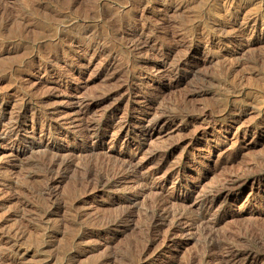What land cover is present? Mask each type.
<instances>
[{
	"label": "rangeland",
	"instance_id": "1",
	"mask_svg": "<svg viewBox=\"0 0 264 264\" xmlns=\"http://www.w3.org/2000/svg\"><path fill=\"white\" fill-rule=\"evenodd\" d=\"M218 263L264 264V0H0V264Z\"/></svg>",
	"mask_w": 264,
	"mask_h": 264
},
{
	"label": "bare ground",
	"instance_id": "2",
	"mask_svg": "<svg viewBox=\"0 0 264 264\" xmlns=\"http://www.w3.org/2000/svg\"><path fill=\"white\" fill-rule=\"evenodd\" d=\"M238 37V36H237ZM227 38V37H226ZM239 38V37H238ZM143 41V40H142ZM141 45H146L145 43H142ZM87 109V108H86ZM84 112H86V111H84V108H83V106L82 105H80L79 106V108H78V113L80 114V116L84 113ZM76 113H77V111H76ZM75 113V114H76ZM18 117H21L20 115L18 116ZM16 118V117H15ZM79 118H81V117H79ZM78 118V119H79ZM16 119H18V118H16ZM11 120V119H10ZM79 120H81V119H79ZM8 121H9V119H8ZM8 121H6V123L8 122ZM15 121V120H14ZM74 121H75V119H74ZM20 122V121H19ZM78 122H80V121H78ZM5 123V125H6V127H7V124ZM14 123H16V122H14ZM71 123V122H70ZM81 123H84V122H81ZM9 124H11V122L9 123ZM20 124V123H19ZM42 125V124H41ZM75 125V124H74ZM149 125V124H148ZM10 126V125H9ZM71 126H72V124H71ZM77 127H80L81 128V124L80 123H77V125H76ZM84 126V125H83ZM83 126H82V128H83ZM16 127V126H15ZM21 127V126H20ZM32 127V126H31ZM34 127V126H33ZM142 127V126H141ZM76 128V127H75ZM145 128V127H144ZM78 129V128H77ZM84 129V128H83ZM11 130V129H10ZM18 130V129H17ZM31 130V129H30ZM75 130V129H74ZM74 130H72L73 132H74ZM142 130V129H141ZM13 131V130H12ZM32 131V130H31ZM126 131V130H125ZM8 132V131H7ZM10 132V131H9ZM77 132V131H76ZM85 132V131H84ZM79 133H80V131H79ZM17 134V133H16ZM74 134V133H73ZM143 134V133H142ZM79 136H80V134H79ZM16 137H17V135H16ZM15 137V138H16ZM114 137V136H113ZM83 138V137H82ZM113 143V142H112ZM111 143V144H112ZM52 153V152H51ZM68 154V153H67ZM53 155V154H52ZM66 155V154H65ZM70 157H72L70 154H68ZM53 156H55V155H53ZM58 157L60 156L59 154L57 155ZM56 157V156H55ZM52 158V157H51ZM60 158V157H59ZM53 159V158H52ZM56 158H54V160H55ZM61 159V158H60ZM70 159V158H69ZM74 159V158H73ZM51 161V160H50ZM57 161H59V159L57 160ZM64 161V160H63ZM61 162V161H60ZM53 163V162H52ZM55 163V162H54ZM53 163V164H54ZM73 162H69V161H67V162H64L63 164H62V170H60V171H62V172H66L67 170H69V168L71 167V164H72ZM61 164V163H60ZM56 165H57V163H56ZM53 166V165H52ZM59 167V166H58ZM57 167V168H58ZM56 168V169H57ZM58 171H59V169H57ZM54 172V171H53ZM126 172H127V170H126ZM63 174V173H62ZM129 174V173H128ZM134 174V173H133ZM131 175V174H130ZM126 176V175H125ZM134 176V175H133ZM56 178V177H55ZM54 178V179H55ZM45 181H46V179H45ZM50 181V182H49ZM48 182H49V184H48V186H47V189L49 190V189H51V186H52V184H53V180H49ZM57 181V180H56ZM121 181V180H120ZM144 183V182H143ZM46 184V183H45ZM51 184V185H50ZM45 190V189H44ZM52 190V189H51ZM90 191V190H89ZM47 194V193H46ZM50 195V194H49ZM163 201V200H162ZM180 215V214H179ZM185 216V215H184ZM190 216V215H189ZM181 217H183V216H181ZM188 217V216H187ZM193 217V216H192ZM184 218V217H183ZM187 219V218H186ZM204 219V218H203ZM180 220V219H179ZM205 221V220H204ZM203 221V222H204ZM206 221H208V220H206ZM189 222V221H188ZM195 222H196V220H195ZM179 223H180V221H179ZM184 223V222H183ZM196 224H198V223H194V225H196ZM203 224H205V223H203ZM186 225V224H185ZM184 226V225H183ZM190 226H191V223H190ZM189 226V227H190ZM197 226V225H196ZM204 227V226H203ZM190 230V229H189ZM214 254V253H213ZM215 254H219V253H215ZM222 257V256H221ZM223 260V259H222ZM224 263H226V261H223ZM218 264H220V263H218Z\"/></svg>",
	"mask_w": 264,
	"mask_h": 264
}]
</instances>
